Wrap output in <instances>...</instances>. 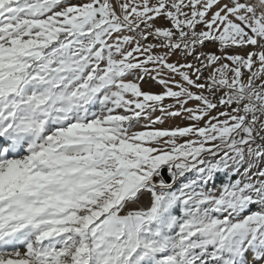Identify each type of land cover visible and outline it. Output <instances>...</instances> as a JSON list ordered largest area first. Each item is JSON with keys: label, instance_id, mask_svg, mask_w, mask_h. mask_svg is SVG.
<instances>
[{"label": "snow or ice", "instance_id": "obj_1", "mask_svg": "<svg viewBox=\"0 0 264 264\" xmlns=\"http://www.w3.org/2000/svg\"><path fill=\"white\" fill-rule=\"evenodd\" d=\"M0 264H264V0H0Z\"/></svg>", "mask_w": 264, "mask_h": 264}, {"label": "rangeland", "instance_id": "obj_2", "mask_svg": "<svg viewBox=\"0 0 264 264\" xmlns=\"http://www.w3.org/2000/svg\"><path fill=\"white\" fill-rule=\"evenodd\" d=\"M157 23L160 24V23H163V22L162 21H157ZM142 87L145 90H150V91H153V92H160V91H162L161 86L158 85L157 83H155V81H151V80H148V81L144 82L142 84ZM164 103H172V100L166 99L164 101ZM157 114H159V113H157ZM184 123H186V121H183L180 118H176V119H170V120L165 121L164 125H162V126H164V127H167L169 125L175 126L177 124L182 125Z\"/></svg>", "mask_w": 264, "mask_h": 264}, {"label": "bare ground", "instance_id": "obj_3", "mask_svg": "<svg viewBox=\"0 0 264 264\" xmlns=\"http://www.w3.org/2000/svg\"><path fill=\"white\" fill-rule=\"evenodd\" d=\"M146 199H147V198H145V202H146Z\"/></svg>", "mask_w": 264, "mask_h": 264}]
</instances>
